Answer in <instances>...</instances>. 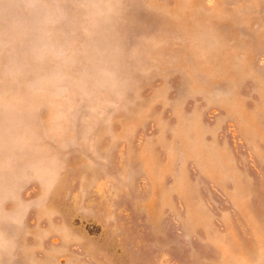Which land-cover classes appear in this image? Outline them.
I'll return each mask as SVG.
<instances>
[{
    "label": "rangeland",
    "instance_id": "obj_1",
    "mask_svg": "<svg viewBox=\"0 0 264 264\" xmlns=\"http://www.w3.org/2000/svg\"><path fill=\"white\" fill-rule=\"evenodd\" d=\"M0 264H264V0H0Z\"/></svg>",
    "mask_w": 264,
    "mask_h": 264
}]
</instances>
